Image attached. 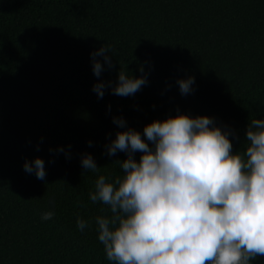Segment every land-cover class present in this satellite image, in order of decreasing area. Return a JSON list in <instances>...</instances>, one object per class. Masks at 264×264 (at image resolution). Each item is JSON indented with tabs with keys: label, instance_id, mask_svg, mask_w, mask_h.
<instances>
[{
	"label": "trees",
	"instance_id": "obj_1",
	"mask_svg": "<svg viewBox=\"0 0 264 264\" xmlns=\"http://www.w3.org/2000/svg\"><path fill=\"white\" fill-rule=\"evenodd\" d=\"M103 43L114 56L102 78L143 68L148 83L134 95L92 90L90 53ZM178 111L212 116L244 150L248 123L264 117V0H0V264H117L95 222L111 213L89 197L100 173L123 175L115 160L126 153L105 149L113 116L143 132ZM59 146L69 155L50 152ZM85 152L99 172L82 167ZM37 155L43 180L23 167Z\"/></svg>",
	"mask_w": 264,
	"mask_h": 264
},
{
	"label": "clouds",
	"instance_id": "obj_2",
	"mask_svg": "<svg viewBox=\"0 0 264 264\" xmlns=\"http://www.w3.org/2000/svg\"><path fill=\"white\" fill-rule=\"evenodd\" d=\"M113 56L111 46L104 43L90 53L92 71L98 77L92 90L100 99L106 90L134 95L148 83L142 67L141 75L121 66L115 82L102 78L106 68L113 67ZM177 83L180 92L187 94L193 90L194 77L178 78ZM113 122L119 127L105 149L113 156L126 153L115 160L123 175L100 173L89 192L91 201L108 206L102 212L111 213L95 217L98 239L109 260L117 264H253L264 255V117L248 123L243 151H233L230 131L208 114L178 111L147 122L143 132L126 126L122 115H114ZM49 150L69 155L63 146ZM81 165L99 172L91 152L82 154ZM23 167L41 180L47 174L39 155L25 158ZM54 215L48 209L41 218L49 220ZM88 224L77 217L81 231Z\"/></svg>",
	"mask_w": 264,
	"mask_h": 264
}]
</instances>
